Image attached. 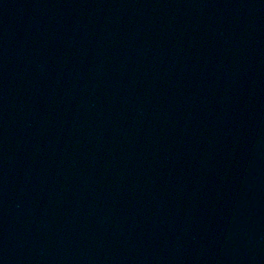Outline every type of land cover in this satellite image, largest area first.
Segmentation results:
<instances>
[{
    "label": "water",
    "instance_id": "1",
    "mask_svg": "<svg viewBox=\"0 0 264 264\" xmlns=\"http://www.w3.org/2000/svg\"><path fill=\"white\" fill-rule=\"evenodd\" d=\"M0 264H264V0H0Z\"/></svg>",
    "mask_w": 264,
    "mask_h": 264
}]
</instances>
